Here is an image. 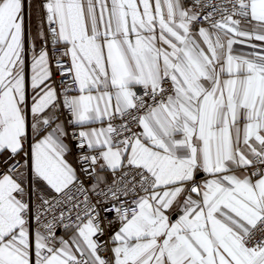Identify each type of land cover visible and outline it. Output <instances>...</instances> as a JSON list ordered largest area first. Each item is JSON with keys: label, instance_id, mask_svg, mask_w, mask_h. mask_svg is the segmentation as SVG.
I'll list each match as a JSON object with an SVG mask.
<instances>
[{"label": "snow or ice", "instance_id": "snow-or-ice-1", "mask_svg": "<svg viewBox=\"0 0 264 264\" xmlns=\"http://www.w3.org/2000/svg\"><path fill=\"white\" fill-rule=\"evenodd\" d=\"M0 264H264V0H0Z\"/></svg>", "mask_w": 264, "mask_h": 264}]
</instances>
